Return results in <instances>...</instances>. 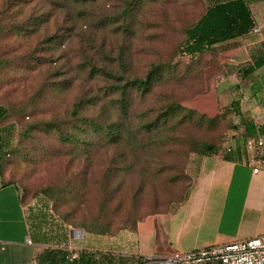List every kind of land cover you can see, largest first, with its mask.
Here are the masks:
<instances>
[{"label": "rangeland", "instance_id": "rangeland-1", "mask_svg": "<svg viewBox=\"0 0 264 264\" xmlns=\"http://www.w3.org/2000/svg\"><path fill=\"white\" fill-rule=\"evenodd\" d=\"M205 10V0H0L6 180L24 199H47L76 229H131L182 204L203 157L191 141L226 151L219 107L237 77L222 48L189 63L179 57ZM154 70L161 81L147 95L129 90L124 119L119 85ZM174 103L183 109L165 118ZM106 121L126 128L124 142L115 131L104 136Z\"/></svg>", "mask_w": 264, "mask_h": 264}, {"label": "crops", "instance_id": "crops-1", "mask_svg": "<svg viewBox=\"0 0 264 264\" xmlns=\"http://www.w3.org/2000/svg\"><path fill=\"white\" fill-rule=\"evenodd\" d=\"M247 3L259 32L215 47L222 48L227 70L237 73L219 107L228 121L226 140L232 152L199 158L192 191L171 213L113 235L76 229L43 197L24 199L18 185L6 180L0 160V264H37L48 249L135 257L154 264L149 259L264 235V168L254 173L245 151L250 139L264 137V65L242 75L264 59V0Z\"/></svg>", "mask_w": 264, "mask_h": 264}, {"label": "trees", "instance_id": "trees-1", "mask_svg": "<svg viewBox=\"0 0 264 264\" xmlns=\"http://www.w3.org/2000/svg\"><path fill=\"white\" fill-rule=\"evenodd\" d=\"M66 1L76 6L84 7L97 2V0ZM205 3L206 10L204 14L200 16L196 23L192 24L185 30L186 37L184 45L179 53V57L188 59L187 63H189L190 60H197L205 53H211L218 44L248 35L257 28L247 0H205ZM123 64L124 62L121 63V66H123ZM263 65L264 59L254 65H249L243 70L242 75L247 76L255 69ZM92 75H95L94 69L92 71ZM162 77V75L157 74V72L154 70L145 79L135 78L133 80H127L125 83L119 85L118 91L122 96L120 108L124 119L129 118L130 106L127 102L129 90L142 91L144 95H147L152 91L154 85L161 81ZM80 106L81 104H79L78 108H76L73 112L77 121H82L81 117H83L80 116ZM181 109H183L181 105L174 103L167 108L166 112L164 113V117L173 118L180 113ZM193 112L197 113L198 111L192 110L191 115L185 116L180 121V123H183L187 119H191L192 115H195ZM8 113L9 110L6 107L0 105V122L8 116ZM90 124L91 127L97 128V126L99 127V124L101 123L96 124L95 122H91ZM152 127H154V125ZM99 129L104 134V136L108 137L109 139L110 136H112L111 131H115L117 142H124L125 134L123 132L126 130L124 126L116 125L115 127V125L106 121L104 122V126L101 125ZM189 145L192 152L203 157L219 156L223 152V149L214 144L194 142L192 147L191 141V144ZM8 148L9 142L4 132L0 129L1 170ZM137 225H133L135 227H131V229L124 227L115 231H113L111 227H93L89 230L87 229L86 231L98 235H113L117 234L121 230L135 231L137 229ZM36 262L37 264H145L146 261L144 259H137L135 257L130 258L123 256L104 255L103 253H89L84 251L78 255H75L66 250L48 249L37 257Z\"/></svg>", "mask_w": 264, "mask_h": 264}, {"label": "built area", "instance_id": "built-area-1", "mask_svg": "<svg viewBox=\"0 0 264 264\" xmlns=\"http://www.w3.org/2000/svg\"><path fill=\"white\" fill-rule=\"evenodd\" d=\"M253 32L258 33V29ZM226 151L232 152L227 140ZM254 173L264 168V137L250 139L245 146ZM79 235H82L79 232ZM154 264H264V235L226 245H215L188 253H175L166 258H151Z\"/></svg>", "mask_w": 264, "mask_h": 264}]
</instances>
